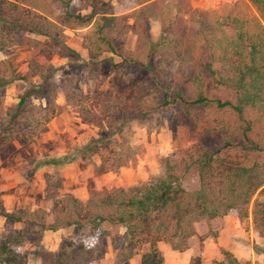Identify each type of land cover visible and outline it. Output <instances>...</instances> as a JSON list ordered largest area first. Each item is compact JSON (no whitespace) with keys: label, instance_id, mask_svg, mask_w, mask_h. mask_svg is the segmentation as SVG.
Instances as JSON below:
<instances>
[{"label":"rangeland","instance_id":"374dc122","mask_svg":"<svg viewBox=\"0 0 264 264\" xmlns=\"http://www.w3.org/2000/svg\"><path fill=\"white\" fill-rule=\"evenodd\" d=\"M17 1L30 4L32 0ZM183 2L185 7L180 12L188 18L185 32L197 27L189 21L196 9L229 11L239 6L257 13L249 0ZM139 3L75 0L72 4L73 11L86 18L116 17L115 23L104 30L115 53L105 48L97 56L84 45V36L93 29V23L66 27L59 38L28 33L27 37L36 42L0 51V60L11 65L10 76L16 77L0 87V199L5 211L19 214L24 209L42 208L51 213L54 203L69 195L87 200L118 186L150 181L163 174L164 157L181 159L186 149L196 144L228 152L247 166L264 161V114L246 107L240 116L232 107L217 106V99L235 103L236 91L214 82L211 50L204 42H200L195 55L200 57L197 68L209 101L194 103L197 89L193 88V71L175 56L150 51L147 40L160 37L162 24L147 15L137 23L133 11ZM48 5L47 14L57 17L62 12L58 2ZM139 33L144 41L139 40ZM33 60L53 72L51 81L58 86L55 111L49 121L39 115L31 118L35 105H47L45 99L35 97L13 117L21 96L40 80L37 76L29 81L21 78ZM69 76L75 78L86 105L103 116L99 123L83 119L79 106L68 100L60 86ZM179 92L187 104L179 98L172 101ZM166 98L172 102L164 104ZM107 103L114 108L106 112ZM253 143L261 149L249 147ZM64 156L69 159L55 166H35L42 160ZM47 173L57 174L61 180L54 190L47 186ZM256 198L263 199V195L258 191L253 201ZM103 228L108 234L100 241L97 237L87 241L99 244L94 264H141V250L128 263L117 260L118 249L127 237L125 226L105 223ZM199 230L205 238L192 237L184 251L173 250L160 241L163 263L191 264L200 257V264H264V232L255 227L252 214L242 219L232 210L216 220L214 232L202 223ZM10 234L21 237L19 247L27 255V264H42L35 254L37 249L56 251L64 239L84 238L72 227L52 231L0 215V237Z\"/></svg>","mask_w":264,"mask_h":264},{"label":"trees","instance_id":"16d2710c","mask_svg":"<svg viewBox=\"0 0 264 264\" xmlns=\"http://www.w3.org/2000/svg\"><path fill=\"white\" fill-rule=\"evenodd\" d=\"M74 1L32 0L27 4L0 0V51L19 43L36 42L27 37L28 33L59 38L66 27L93 23V29L84 36V45L97 56L105 48L115 53L113 42L104 30L115 23L116 17L100 15L93 19L78 15L72 9ZM137 1L140 7L133 11L137 23L142 15H147L162 24L160 37L156 41L147 40L150 51L175 56L193 71V88L197 89L194 103L209 101L202 73L197 68L200 57L195 55L200 42H204L211 50L209 63L214 82L236 91L235 103L217 99V106L232 107L240 116L246 107L264 114V0H249L257 13H249L239 6L229 11L196 9L189 21L197 27L188 32L184 31L188 18L180 12L185 7L183 0ZM50 2H58L62 8L57 17L46 12ZM143 37L139 33L140 41H144ZM10 72L11 65L0 60V87L16 78ZM52 73L38 61L30 62L26 75L21 78L29 81L37 76L40 80L21 96L14 118L19 115V108L35 97L45 99L47 105H35L31 118L39 115L43 121L51 119L58 93V86L51 81ZM60 87L68 100L79 106L83 119L93 123L103 120V116L86 105L74 77L65 78ZM178 98L188 103L180 92L172 101ZM172 101L166 98L164 104ZM110 104L104 105L106 112L114 108ZM249 147L261 149L255 143ZM68 159L66 156L46 159L35 166H55ZM46 178L49 189L60 185L57 174L47 173ZM258 191L263 199L253 201ZM232 210L242 219L252 214L255 227L264 232V161L247 166L228 152L211 151L201 144L187 148L181 159L164 157L163 174L150 181L118 186L87 200L69 195L58 199L51 213L42 208L9 213L0 199L2 216L52 231L72 227L76 235H84L80 241L64 239L56 251L37 249L35 254L41 257L42 264H94L99 244L94 246L87 241L95 237L100 241L108 234L103 228L105 223L126 227V240L118 249L119 263H128L141 250V264H164L160 241L167 242L173 250L184 251L192 237L205 238L199 230L201 223L209 232H214L216 220ZM20 239L15 234L0 237V264H27V255L19 247ZM200 263V257L191 262Z\"/></svg>","mask_w":264,"mask_h":264}]
</instances>
